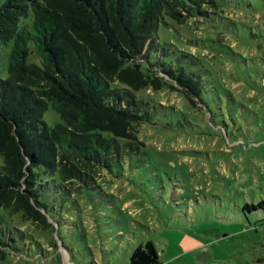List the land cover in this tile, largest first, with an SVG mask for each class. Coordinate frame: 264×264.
<instances>
[{
    "label": "rangeland",
    "instance_id": "obj_1",
    "mask_svg": "<svg viewBox=\"0 0 264 264\" xmlns=\"http://www.w3.org/2000/svg\"><path fill=\"white\" fill-rule=\"evenodd\" d=\"M184 2L192 16L178 24L163 14L159 50L165 61L194 57L199 76L219 93L220 109L210 102V119L197 100L193 107L177 92L158 93L162 106L194 121L180 130L141 128L153 166L145 183L101 171L98 188L56 197L48 229L1 211L0 227H9L23 252H8L0 264H129L147 242L179 257L188 238L204 243L210 258L195 252L173 264H264V207L245 208L264 202V0ZM30 59L40 63L38 54ZM0 74L6 76V61ZM43 121L61 123L51 107ZM57 238L67 253L47 249Z\"/></svg>",
    "mask_w": 264,
    "mask_h": 264
},
{
    "label": "trees",
    "instance_id": "obj_2",
    "mask_svg": "<svg viewBox=\"0 0 264 264\" xmlns=\"http://www.w3.org/2000/svg\"><path fill=\"white\" fill-rule=\"evenodd\" d=\"M163 14L178 24L192 16L184 0H0V212L48 229L56 197L98 188L101 171L145 183L153 166L141 128L180 130L194 121L162 106L158 93L177 92L193 107L197 100L212 119L208 104L220 109V96L197 60L181 53L165 61L159 50ZM34 53L40 63L31 62ZM48 107L61 120L54 127L43 121ZM8 233L0 227V260L23 252ZM158 263L150 242L129 259Z\"/></svg>",
    "mask_w": 264,
    "mask_h": 264
},
{
    "label": "crops",
    "instance_id": "obj_3",
    "mask_svg": "<svg viewBox=\"0 0 264 264\" xmlns=\"http://www.w3.org/2000/svg\"><path fill=\"white\" fill-rule=\"evenodd\" d=\"M58 242H59V240H58ZM204 247H205L204 243H202L200 241H191L190 238H188L184 242V254H182L179 257L174 256V255L167 256V255H164L163 251H158L156 248L155 249H156L158 256H159V263L158 264H173V262L175 260H178L181 257L182 258L186 257L187 255L193 254L195 252H198L197 255L200 258H201L200 254H203L204 256H202V259L210 258V257H208L209 250H206L207 247H205V248ZM47 249L51 251L50 247H48ZM60 249H62L61 246H60V248H58L59 252H60ZM67 256H68V254H67Z\"/></svg>",
    "mask_w": 264,
    "mask_h": 264
}]
</instances>
